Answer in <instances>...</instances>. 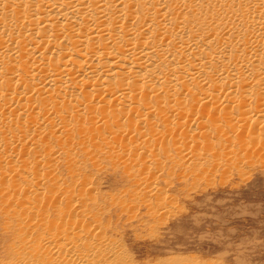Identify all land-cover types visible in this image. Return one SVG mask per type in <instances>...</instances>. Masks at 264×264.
Segmentation results:
<instances>
[{"label":"bare ground","instance_id":"obj_1","mask_svg":"<svg viewBox=\"0 0 264 264\" xmlns=\"http://www.w3.org/2000/svg\"><path fill=\"white\" fill-rule=\"evenodd\" d=\"M242 132L247 146H264V0H0V197L17 193L6 204L22 232L28 220L52 229L22 243L42 264H90L100 253L97 233L69 217L75 199L56 208L57 227L46 220L48 195L67 194L55 163L75 181L78 149L143 164L159 157L156 138L180 137L181 163L202 136L203 151L233 154Z\"/></svg>","mask_w":264,"mask_h":264},{"label":"rangeland","instance_id":"obj_2","mask_svg":"<svg viewBox=\"0 0 264 264\" xmlns=\"http://www.w3.org/2000/svg\"><path fill=\"white\" fill-rule=\"evenodd\" d=\"M157 124V128L163 127ZM242 133L245 140L241 139L243 142L239 140L240 143L233 146V154H225L220 147L203 151L202 144H198L203 136L199 137L193 145H187L191 149L189 146L194 147L195 144L194 159L183 160L182 165L176 151V147L180 150L183 143L180 137H172V140L168 136L167 142L166 137L162 142L159 138L156 142L155 137H147L145 142L150 139L151 143L142 145L157 143L155 148L159 157L154 156L157 161L146 158L143 164L139 163L141 159L135 160L136 164L113 163L103 152L96 154L93 160L88 157L82 159L78 149L80 161L75 165V181L64 161L55 163L59 182H63L61 184L66 187L64 191L67 194L57 198L53 194L48 195L50 199L45 201L49 205L43 212L49 214V219L45 218L50 220L57 207L70 209L74 203L69 204L68 199H75L76 205L79 204L77 212L69 217L78 216L75 225L80 232L92 229L97 233L96 237H100L97 244L100 253L90 264H264V146L259 145L257 149L258 145L250 142L252 147L248 145L250 148L242 150L241 147L248 144L246 138L249 139V134ZM195 136L197 138L198 134L194 139ZM174 140H177L175 147L172 145ZM160 143L164 144L161 145L163 150ZM127 146L131 150L129 141ZM252 148L255 153L251 152ZM139 150L132 151L138 155ZM242 153L248 156H242ZM196 154L201 158L204 154V160H196ZM80 178L89 181L88 185L80 184ZM16 194L9 191L7 198L0 197V264H42L40 258L22 243L27 239L46 238L52 229L43 226L36 229L28 220L27 231L22 232L24 220L14 215L12 204H6V199L9 196L17 198ZM54 220L50 221L55 227L62 222ZM21 235L23 239L20 240ZM95 235H92L93 239Z\"/></svg>","mask_w":264,"mask_h":264}]
</instances>
